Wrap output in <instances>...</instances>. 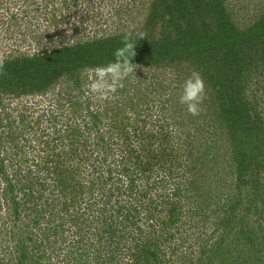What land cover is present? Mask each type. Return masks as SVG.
<instances>
[{
	"label": "rangeland",
	"instance_id": "374dc122",
	"mask_svg": "<svg viewBox=\"0 0 264 264\" xmlns=\"http://www.w3.org/2000/svg\"><path fill=\"white\" fill-rule=\"evenodd\" d=\"M37 1L39 6L35 8L32 4L34 0H0V59L10 55L15 57L17 51L28 55L27 57L39 52L49 53L83 38L92 40L119 34L125 29L132 31L133 27L139 26L138 21L142 20L148 0L144 4L141 1L138 3L139 0H114L111 7L122 15H115V10L112 11L111 19L102 27H94L83 19L85 29L78 34L74 32L82 26V14L92 13V10L85 11L90 0ZM97 2V5L103 7L101 11H106L109 7L107 1L96 0L95 3ZM222 2L223 7L242 28L256 24L264 14V0ZM93 11H97L95 7ZM12 16L14 19L11 21ZM159 25L152 30L155 37ZM168 32L170 29L166 30ZM248 51L249 49L246 50L247 53ZM168 61L148 67L131 64L133 70L120 78H114L107 69L85 70L81 88L69 93L68 82L62 80L41 93L16 96L4 90L9 86V76L0 80V264H7L5 259H8V255L16 254L9 249L14 245L11 238H20L34 231L33 225L40 219V214L45 218L41 217V221H44L36 230L39 232L35 233L36 243L27 241L24 246L30 250L34 247L39 249L38 241L42 235L45 243L42 242V249L37 253L47 260L41 264H73L81 256L88 262L90 257L87 255L92 256L93 249L102 250L106 247L104 242L111 238L115 240V247L127 249L133 234L157 245L162 261L160 264H182L181 260L188 257L192 249L193 260L196 259L198 264H218L210 263L207 254L201 255V249L198 250V246L202 244H206L204 250L210 247L220 229L210 227L208 222L201 223L200 215H191L192 205H189L190 199L185 192V187L188 186H185L188 182L184 178L188 175L185 169L190 161H195L201 155L206 169L196 168L199 171L210 170L206 176L204 173L191 178L192 181L197 180L199 186L201 184L199 192H193L197 200L211 201L217 194L220 182L226 180L229 184L234 183L232 172L236 171L237 176L239 175L235 160L236 157H242L240 154L245 155L244 160L250 162V167H258L260 181L264 185V143H261L262 147L256 146L257 143L249 138L241 151L233 145L229 146L228 142H222L223 138L215 133L213 124L220 106L219 91L207 80L211 70H215L214 67H210V72H207L188 58L176 63ZM212 61L215 59H211ZM260 68H256V73L244 71L242 76L247 78L244 93L246 105L253 110L250 106L258 103L255 110L260 114L261 128L264 129V72ZM194 71L200 73L204 83L203 97L195 104V113L189 111L187 104L180 102L183 85ZM100 101H104L109 107L113 106L108 118L103 121L105 125L119 124L125 112V117L130 114L134 118L139 117L140 122L144 121L139 126L141 131L159 129L161 138L168 135L165 153L176 158V164L171 168L173 177L169 176L167 180V174L158 172L154 167L153 173L149 172L152 175L150 178L143 175L140 177L139 169L135 168L138 167L139 160L136 162L135 158L131 173L136 177L137 188L131 194L124 193L129 179L120 167L123 151L112 150L108 154L98 147H91L92 139L86 141L89 133L86 128L90 123V118L86 115L87 107L90 106L95 111L96 106L101 105ZM130 104L133 108L127 113L128 108L125 107ZM118 109H124L119 117L116 116ZM139 132L137 128L136 133ZM130 135L132 138V134ZM124 148L125 144L117 139L114 149ZM155 150L159 152L158 147ZM144 162H147L145 158L141 167ZM219 165L225 169L221 170ZM63 179L65 182H61ZM162 179L169 181L167 188L162 187V184L156 185ZM162 182L165 186L166 182ZM71 184L77 188L74 192L71 191ZM178 187L181 191H175ZM38 195H43V199L35 200ZM33 198L37 204L44 201L38 209L39 213L21 212L20 205L17 206L18 213L11 210L10 203L14 200L16 203H23L32 201ZM57 198H61L59 202H56ZM161 201L171 205L170 214L167 206H159ZM48 203L52 206L46 208ZM128 204L135 210L139 207V210H130ZM28 205L31 206L30 202ZM50 209L52 215L49 217ZM134 215L137 216L136 220L133 219ZM168 215L174 216L176 225L169 224ZM259 219H262L260 221L264 225V218ZM160 220L166 223V228H161ZM131 222L140 228L133 227ZM60 223L62 225L58 227ZM192 223L195 225L192 226ZM76 248L79 249L75 250ZM77 251L85 254L76 253ZM149 260L150 264H154L153 258ZM143 261L144 258L141 262Z\"/></svg>",
	"mask_w": 264,
	"mask_h": 264
},
{
	"label": "trees",
	"instance_id": "16d2710c",
	"mask_svg": "<svg viewBox=\"0 0 264 264\" xmlns=\"http://www.w3.org/2000/svg\"><path fill=\"white\" fill-rule=\"evenodd\" d=\"M104 1L109 3L107 5L109 7L106 6V11H101L103 7L97 5L96 0L95 2L94 0L88 2L87 7L91 3L92 6L86 7L85 11L87 12V9L92 10V13L90 15L82 14V26L78 27L74 34H78L79 31L85 29L83 19L84 21L88 20L94 27L98 25L102 27L111 19V13L115 10L111 7V2L114 0H102V2ZM115 1L119 2V0ZM140 1L141 4L146 2V0H139L138 3ZM93 3H95V6ZM32 4L35 8L39 6L37 0H34ZM94 7L97 11H93ZM118 12L120 11L115 10V15H122ZM123 18H125V15ZM263 18L264 14L258 18L256 24L242 28L243 26L234 21L232 14L223 7L222 0H148L142 20L138 21L139 26L133 27L132 31L125 29L119 34L114 33L92 40L83 38L65 48L59 47V49L52 50L49 53L39 52V54L30 57L17 51L15 57L10 55L0 59V80L9 76V86L4 90L16 96L31 92L41 93L51 89L62 80L68 82L69 93L81 88L83 71L99 68L108 69L110 64L117 60L116 52L126 48L131 43L134 46V55L130 64L133 65L138 64L148 67L159 65L165 60L176 63L182 60L185 61L188 58L197 63L203 71L210 72L209 68L214 67L215 70H211L207 80L214 85L213 88H218L219 91L218 99L220 101L218 104L220 106H218V114L214 116L215 121L213 122L215 133L223 138L222 142H228L229 146L233 145L235 149H241V151L244 150L243 147L246 146L249 138L257 143L256 146L262 147L264 129L261 128L260 114L255 110L258 103L255 102L250 106L253 110H250L246 105L244 93L247 78L242 76V72L256 73V68L259 67L264 72ZM13 19L14 16L10 18L11 21ZM51 20H54V18ZM120 23L122 22L120 21ZM158 24L160 25L157 30V37H155L152 30ZM165 29H170V32L166 33ZM148 30H151V32L148 33ZM246 48L249 49L248 53ZM244 51L246 53H243ZM211 59H215V61L211 62ZM123 60L124 58L121 57L120 62L123 63ZM258 62L261 63L257 65ZM234 68L235 70H233ZM128 102L130 103V100ZM100 103L99 106L95 105V111L90 106L87 107L86 115L89 116L90 123L86 128L89 131L86 135V141L92 139L91 147H98L100 151L104 150L108 154L112 150L123 151L121 152L120 167L123 168V172L129 179L128 187L124 193L126 195L131 194L132 190L137 188L135 185L136 177L131 173L133 171V159L135 158L136 162L139 160L138 167L135 168L139 169L140 177L143 175L150 178L152 175H149V172L153 173V167L160 173H166L167 180L169 176L173 177L174 174L171 168L176 164V158L165 153L166 148H168V135L161 138L159 129H156V131H141L142 129L139 126L143 125L144 121L140 122L139 117L134 118L130 114L125 117V112L122 114L124 109L116 111V116L121 114L124 116L120 123L113 126L107 123L106 128L103 121L108 118V113L113 106H107L104 101H100ZM72 106H74V103ZM125 108H128L126 112L129 113L128 110L131 111L133 107L130 104ZM113 123H116V120H113ZM102 126L103 130H101ZM137 128L140 131L139 133H136ZM130 134H132V138ZM117 139L125 144L126 149H114ZM157 147L159 148L158 153L155 150ZM240 155L242 157H236L235 160L239 175L237 176L236 171L232 172L235 177L233 178L234 183L229 184L226 180L220 182L217 194L211 201L210 199L208 201L197 200L193 196L194 191L199 192L201 184L199 186L197 180L192 181L191 178H197L198 175H204V173L206 176V173L210 171L203 169L199 171L196 168L204 167L206 169L205 163L202 162L203 157L198 155L197 159L193 162L190 161L187 164V169H185L188 173L184 176L188 180L185 183V186L188 184L185 187V192L188 193L189 205H192L190 210L193 212L190 214L193 216H195L194 214L200 215L201 223L208 222L210 227L214 226L216 230L220 229L215 242L211 243L206 250H204L206 244H198V250L201 249L200 254H207L210 263L264 264V225L260 221L262 219H259V217L264 218V185L260 181L258 167H250V162L244 160L245 155ZM144 158L147 162H144L141 167ZM140 159H142L141 164ZM219 168L221 170L225 169L222 165H219ZM227 168L229 169L230 166ZM26 178L28 179V176ZM162 181L166 182L165 186ZM61 182H65L64 179ZM168 182L166 179H162L159 182L157 181L156 185H163L162 187L167 188ZM170 183H173V181ZM76 189L71 184V191L74 192ZM118 189L116 188V190ZM177 190L181 191L179 187L178 189L175 188V191ZM165 191L166 189L163 192ZM219 192L221 193L219 194ZM35 198V200H41L43 195H38ZM60 199L57 198L56 202H59ZM31 200L23 203H16L14 200L10 203L11 210L18 213L17 206L20 205L22 207L21 212L24 210L25 213L28 212L29 214L39 213L38 209L44 201H42V204H37L34 198ZM29 202L31 206L28 205ZM159 204V206H167L169 214L172 212L169 203L161 201ZM50 205L52 206L51 203H48L46 208ZM127 206L134 212L139 210V207L135 210L129 204ZM155 208L157 207L155 206ZM146 210H149L148 207H146ZM160 212H162L161 208ZM50 215H52L51 209L49 217ZM41 217L45 218L40 214V219L33 225L35 227L34 231H30L20 238H11L14 245L13 248L9 249L13 253L16 252V254L8 255V259H5L7 264H41L42 261L47 260L37 253L38 250L42 249V242L45 243L42 235L38 241L39 249L34 247L30 250L27 246H24L27 241L33 244L36 243L35 233H39L36 230L40 224L42 226L41 222L44 221H41ZM136 217L134 215L133 219L136 220ZM252 217L254 219H251ZM168 218L170 219V225L175 223L174 216L170 217L168 215ZM160 223L162 229L166 228L164 221L160 220ZM186 223L187 221L181 226ZM130 224L137 227V229L140 228L136 226V223L131 222ZM61 225V223L58 224V227ZM193 225L195 223H192ZM199 238L201 237L199 236ZM143 239L141 240L140 236L133 234L130 245L127 246V249H124V247H115L113 245L115 240L111 238V240L104 242L106 247L102 250L100 248L98 250L93 249V255L91 253L89 254L92 256L87 255L90 257L88 262L81 256L73 264H150L149 258H153L154 264H160L162 261H160V255H158L157 245L152 244L146 238ZM142 241H144L143 245L141 244ZM193 250L189 251L188 257L186 256L181 260L182 264H198L196 259L193 260ZM100 252L105 253V255ZM76 253L85 254L83 251H77ZM143 258L145 261L141 262Z\"/></svg>",
	"mask_w": 264,
	"mask_h": 264
},
{
	"label": "clouds",
	"instance_id": "9594fccd",
	"mask_svg": "<svg viewBox=\"0 0 264 264\" xmlns=\"http://www.w3.org/2000/svg\"><path fill=\"white\" fill-rule=\"evenodd\" d=\"M134 46L129 43L126 48L118 50L116 52L117 60L110 64L107 69L114 78H120L122 75H126L133 70L130 61L134 55ZM123 57V63L120 62V58ZM204 93V83L199 72H193L191 76L185 81L183 85V91L180 96V102L187 104L189 111L195 113V104L198 103Z\"/></svg>",
	"mask_w": 264,
	"mask_h": 264
}]
</instances>
